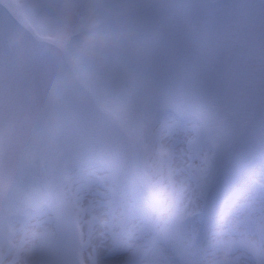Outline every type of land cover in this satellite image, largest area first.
<instances>
[{"label": "rangeland", "instance_id": "rangeland-1", "mask_svg": "<svg viewBox=\"0 0 264 264\" xmlns=\"http://www.w3.org/2000/svg\"><path fill=\"white\" fill-rule=\"evenodd\" d=\"M199 2L117 0L120 46L66 87L70 67L15 47L32 0H0V95L37 117L0 170V264H264V152L226 169L264 132V0Z\"/></svg>", "mask_w": 264, "mask_h": 264}, {"label": "clouds", "instance_id": "clouds-1", "mask_svg": "<svg viewBox=\"0 0 264 264\" xmlns=\"http://www.w3.org/2000/svg\"><path fill=\"white\" fill-rule=\"evenodd\" d=\"M117 0H32L27 26L15 47L42 51L54 72H65L63 83L74 86L88 77L86 65L97 64L115 51L123 40L116 17L108 9ZM37 117L13 101L10 94L0 95V170L7 172L21 163L34 143Z\"/></svg>", "mask_w": 264, "mask_h": 264}, {"label": "bare ground", "instance_id": "bare-ground-1", "mask_svg": "<svg viewBox=\"0 0 264 264\" xmlns=\"http://www.w3.org/2000/svg\"><path fill=\"white\" fill-rule=\"evenodd\" d=\"M155 148H161V149H165L167 148V144L164 141H160L156 144ZM186 155H184L181 151V149H179L178 151H176L175 153V157H174V162L173 165L171 167V172L173 175V180L175 182V186H176V191H177V198H176V203L173 207V210H178L179 208H181V200L183 198L186 199V197H188L186 195V193H184L187 188L190 186V182H189V177L186 175L185 172V165H186ZM252 239H255L254 237H252ZM99 249V248H98ZM100 252V250H98ZM98 259L100 260L98 262V264H117L120 262V257H111V258H105L103 257L102 251L101 254L98 256Z\"/></svg>", "mask_w": 264, "mask_h": 264}, {"label": "trees", "instance_id": "trees-1", "mask_svg": "<svg viewBox=\"0 0 264 264\" xmlns=\"http://www.w3.org/2000/svg\"><path fill=\"white\" fill-rule=\"evenodd\" d=\"M226 0H201V4H207L209 6H218L225 3ZM257 150L260 152H264V132L260 131L259 133H255V137L253 141L238 143L236 147L228 149L226 151L227 155H230L229 164L227 166V170H233L235 165V160L237 157L242 156L250 151Z\"/></svg>", "mask_w": 264, "mask_h": 264}]
</instances>
